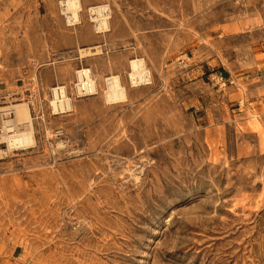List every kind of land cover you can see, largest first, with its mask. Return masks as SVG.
I'll list each match as a JSON object with an SVG mask.
<instances>
[{
  "label": "rangeland",
  "instance_id": "obj_1",
  "mask_svg": "<svg viewBox=\"0 0 264 264\" xmlns=\"http://www.w3.org/2000/svg\"><path fill=\"white\" fill-rule=\"evenodd\" d=\"M59 1L0 0V125L24 102L34 140L7 150L0 127V264H264V0H81L73 26ZM110 75L126 101H105Z\"/></svg>",
  "mask_w": 264,
  "mask_h": 264
},
{
  "label": "bare ground",
  "instance_id": "obj_2",
  "mask_svg": "<svg viewBox=\"0 0 264 264\" xmlns=\"http://www.w3.org/2000/svg\"><path fill=\"white\" fill-rule=\"evenodd\" d=\"M81 0H61L60 5L62 13L69 25L80 23L79 16L82 11ZM89 19L93 22L95 33H106L110 31L111 11L106 4L92 6L87 9ZM96 51L92 48H82L79 54L84 57L94 54L100 49L95 46ZM76 82L75 88L79 94H96L98 92V85L93 78L90 69L81 68L75 71ZM128 79L131 86H139L150 81V72L146 68L145 61L142 58H135L129 61ZM105 90L104 99L107 103L113 104L127 100L126 88L121 83L118 75H110L104 79ZM52 96L50 98V105L54 113L64 112L70 109V97L66 95L63 85H57L51 88ZM12 111L13 118L3 120L2 139L5 141L7 150L23 149L33 145L34 140L32 136V128L30 115L27 105L24 102L14 104ZM11 110V109H10ZM8 112V110H6Z\"/></svg>",
  "mask_w": 264,
  "mask_h": 264
},
{
  "label": "built area",
  "instance_id": "obj_3",
  "mask_svg": "<svg viewBox=\"0 0 264 264\" xmlns=\"http://www.w3.org/2000/svg\"><path fill=\"white\" fill-rule=\"evenodd\" d=\"M188 56L186 53H179L174 58V63L179 65L180 67H184L187 65ZM209 82L216 86L217 88H224L226 86L235 85V80L231 77H225L221 72H212L208 76Z\"/></svg>",
  "mask_w": 264,
  "mask_h": 264
}]
</instances>
